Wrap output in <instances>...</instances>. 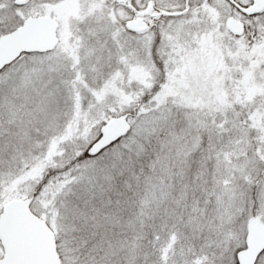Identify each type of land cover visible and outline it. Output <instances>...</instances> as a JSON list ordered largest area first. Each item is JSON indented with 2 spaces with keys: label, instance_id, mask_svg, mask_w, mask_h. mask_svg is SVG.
Here are the masks:
<instances>
[{
  "label": "snow or ice",
  "instance_id": "6c2138e0",
  "mask_svg": "<svg viewBox=\"0 0 264 264\" xmlns=\"http://www.w3.org/2000/svg\"><path fill=\"white\" fill-rule=\"evenodd\" d=\"M0 264H264V0H0Z\"/></svg>",
  "mask_w": 264,
  "mask_h": 264
}]
</instances>
